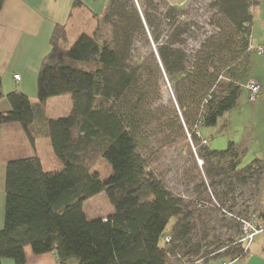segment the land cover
<instances>
[{"label": "trees", "instance_id": "16d2710c", "mask_svg": "<svg viewBox=\"0 0 264 264\" xmlns=\"http://www.w3.org/2000/svg\"><path fill=\"white\" fill-rule=\"evenodd\" d=\"M260 2L215 0L221 19L190 52L193 24L174 20L173 7L159 12L152 0H144L143 11L133 0H108L93 34H80L69 48L65 27L55 26L38 72L37 101L17 91L7 94L10 110L0 112V125L20 124L32 144L38 136L48 138L61 168L44 171L36 156L6 163L0 264L5 259L26 264L25 246L36 255L53 252L59 264H171L169 256L177 249L197 253L190 244L197 208L147 170L143 151L155 137L164 145L186 133L201 140L199 127H214L236 107L251 70L250 10ZM104 27L110 39L98 41ZM137 35L147 45L151 41L154 51L135 61ZM163 77L171 85L167 103L162 102ZM64 94L70 96V112L46 118V101ZM199 153L208 164L210 184L227 191L234 180L246 184L257 173L256 164L264 162L256 158L241 167L244 152L232 141L225 149L205 146ZM98 159L110 166L106 178L93 168ZM100 193L113 212L88 219L83 203ZM244 254L240 244L224 250L228 259Z\"/></svg>", "mask_w": 264, "mask_h": 264}, {"label": "crops", "instance_id": "0c3cea01", "mask_svg": "<svg viewBox=\"0 0 264 264\" xmlns=\"http://www.w3.org/2000/svg\"><path fill=\"white\" fill-rule=\"evenodd\" d=\"M107 2L108 0H4L0 8V78L4 95L0 99V112L10 110V103L5 96L14 91L22 93L32 102L37 101L38 72L43 58L51 49L50 39L55 26H64L67 35L70 26L80 34L91 35L105 12ZM251 14V42L259 44L264 40V2L252 6ZM101 32L106 33L102 41L110 39L109 27H104L99 34ZM16 74L20 77L18 80L14 78ZM249 79L260 83L262 93L254 101H249L248 92L243 87L247 98L246 95H243L245 99L241 97V91L236 107L220 117L228 114L227 125L230 127L234 123L236 126L235 134L227 141L234 142L244 152L241 162L243 158L251 159L250 162L256 158L264 160V54L254 53L251 57ZM70 109L71 99L68 94L51 97L45 104V116L50 119L64 117ZM203 138L208 139L209 147V137ZM47 150L53 152L48 138L38 136L32 144L20 124L0 125V229L4 225L6 163L36 156L44 171L60 169L57 159H54V163H49L48 158L45 160L44 152L47 153ZM99 195L106 198L104 193L96 196ZM87 201L83 203V210ZM112 212L113 208L104 216ZM98 217L103 215L96 218ZM24 253L26 264H59L53 252L36 255L30 246H25ZM229 264H264V233L256 235L246 253Z\"/></svg>", "mask_w": 264, "mask_h": 264}, {"label": "rangeland", "instance_id": "374dc122", "mask_svg": "<svg viewBox=\"0 0 264 264\" xmlns=\"http://www.w3.org/2000/svg\"><path fill=\"white\" fill-rule=\"evenodd\" d=\"M133 2L139 11H143L145 7L144 0H133ZM152 3L154 7L158 8L159 12H165L173 7L175 9L174 20L193 24L189 34V52L213 31V24L221 19L219 13H217L215 0H152ZM162 21L167 23L166 20ZM164 25H162V28L166 31ZM79 34L80 32L76 28L70 26L68 28V42L65 47L69 48L77 40ZM105 37L106 33L101 32L98 34L97 39L102 41ZM149 51H154L151 41L147 45L143 38L137 35L132 49L133 59L135 61L142 60ZM253 55L254 53H252ZM242 93L241 97L244 98L246 95L247 98L244 89H242ZM161 95L163 103H167L172 98L171 85L165 77L161 81ZM227 115L219 118L214 127H199L197 135L200 136L201 140H192L186 133L184 137L176 142L164 145L161 137H155L151 139L147 148L143 151V156L148 163L147 170L152 171L161 178L174 195L182 197L188 203L190 202L192 208H197L195 228L190 237L191 246L195 249L198 248L197 253L185 255L186 249H177V253L169 256L171 264H219L221 261L228 259L224 256L225 247L229 244H239L237 240L240 237V224L236 218H257L262 210L264 202V162L261 161L260 164H256L257 173H253L254 176L246 184H238L235 180L232 181L233 190L229 189L227 191L219 186L213 187L205 176L208 164L201 157L199 151L202 147H208V139L203 137H209L210 149H225L228 138L236 132L234 123L230 127L227 125ZM202 139L207 140V143H203ZM44 155L45 160L49 159V163L51 161L54 163V159H57L58 166H61V162L51 150L49 152L47 150V153L44 152ZM50 157H52L51 160ZM250 161L251 159L243 158L240 166H246L251 163ZM93 168L98 170L102 178H106L111 174L110 166L101 159L96 161ZM51 169H54V167H51ZM222 193H226V200H223ZM202 201L205 202L201 203ZM198 204L201 206H197ZM111 207L107 198L99 195L90 198L85 203L84 210L88 219H94L102 215L106 217L104 215L112 210ZM174 221L172 219L168 224L167 232L171 229ZM167 234L169 235V232ZM11 262L9 259L3 260V264H11ZM69 263L77 264L76 261H70Z\"/></svg>", "mask_w": 264, "mask_h": 264}, {"label": "built area", "instance_id": "2783aa9c", "mask_svg": "<svg viewBox=\"0 0 264 264\" xmlns=\"http://www.w3.org/2000/svg\"><path fill=\"white\" fill-rule=\"evenodd\" d=\"M248 49L257 55H263L264 54V40L259 44H253L251 42V37H250V43H249ZM14 78L18 80L20 77L18 74H16L14 75ZM243 87H245V89L248 92L249 101H254L262 93L260 83L254 79L247 80V82L244 84ZM202 141L203 143H207V140L205 139H202ZM236 219L240 224V237L237 240V242L243 247L244 253H246L254 237L260 233H264V218L257 219L253 217L252 218L239 217ZM164 241L166 243H170L171 237L169 235H166L164 237ZM236 259H226V260L221 261L219 264H229L231 261L236 260Z\"/></svg>", "mask_w": 264, "mask_h": 264}]
</instances>
